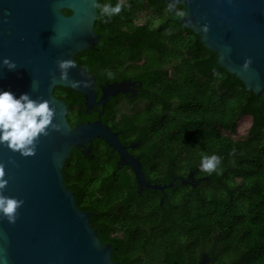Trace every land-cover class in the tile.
I'll return each mask as SVG.
<instances>
[{"label":"water","instance_id":"95a60500","mask_svg":"<svg viewBox=\"0 0 264 264\" xmlns=\"http://www.w3.org/2000/svg\"><path fill=\"white\" fill-rule=\"evenodd\" d=\"M97 1L0 0V60L8 57L16 65L9 70L0 64V89L47 100L58 126L38 138L33 155L0 145L7 179L0 194L23 201L15 222L0 216V264H119L111 244L103 242L91 224L94 212L80 208L66 184L63 167L75 147L103 139L119 153L120 163L132 166L141 185L166 187L145 179L129 146L100 117L110 97L128 91L129 84L110 83L98 98L95 77L76 61L78 52L98 44ZM162 1L183 3L180 23L201 35L202 44L216 52L218 64L247 91L264 96V0ZM245 59L250 63L242 69ZM59 60L71 61L63 79ZM57 86L83 95L87 108L101 105L99 118L72 125L68 103L54 94Z\"/></svg>","mask_w":264,"mask_h":264},{"label":"trees","instance_id":"16d2710c","mask_svg":"<svg viewBox=\"0 0 264 264\" xmlns=\"http://www.w3.org/2000/svg\"><path fill=\"white\" fill-rule=\"evenodd\" d=\"M101 2V11L117 6L116 0H107L105 7ZM180 15H185L183 3L178 4L177 16ZM128 29L129 37L140 38L144 48L146 63L139 67L150 76L144 85L164 99L151 101L149 94L144 95L149 101L138 117L142 119L140 124L145 123L148 129L141 133L145 134L142 146L160 148L158 158L164 167L176 162L195 169L199 175L209 176L197 189L173 188L172 199L178 197L180 203L175 232L179 230L186 238L197 239L193 240L195 247H211L215 260L264 264V96L247 91L237 76L218 64L216 52L202 44L201 35L181 23L163 30L152 24L129 25ZM95 31L104 32V29L97 26ZM119 31L103 33L100 52L98 44L92 45L78 52L76 61L98 78V75L106 76L102 72L104 67L110 68L114 61L121 66L135 60L139 54H135L133 43L118 39L113 43ZM98 53L106 56L98 60ZM169 66L175 70L171 79L161 71ZM112 71L117 72L118 67H112ZM54 94L68 103L67 117L72 125L87 121L83 95L64 86H57ZM172 100L176 103L170 108ZM116 112L117 109L108 105L104 123L114 120ZM243 116L251 117L248 133L234 138ZM129 124V119L124 120L121 127ZM213 154L220 157L219 164L211 172L201 170V159ZM79 160L80 152L75 147L63 167L66 184L76 193L80 208L98 212L104 207L96 202L98 194L91 193L95 187L76 186L82 177L92 179L90 173L81 172ZM91 224L103 242L121 248V252L112 251L113 259L119 264L135 261L138 242H121L112 236V221L106 217L98 218L94 214ZM151 235L154 239L146 243V248L153 250L154 245L164 244L157 240L165 235Z\"/></svg>","mask_w":264,"mask_h":264},{"label":"flooded vegetation","instance_id":"af4514ba","mask_svg":"<svg viewBox=\"0 0 264 264\" xmlns=\"http://www.w3.org/2000/svg\"><path fill=\"white\" fill-rule=\"evenodd\" d=\"M101 1H97L98 16L94 24V28L98 26L100 29H104V32L97 33L95 31L100 36L98 52L101 49L99 44L103 33L118 29L120 31L114 37L113 43H117V39L122 43H133L135 54L138 53L139 57L135 60H128L121 66H118L116 61L110 68L105 66L102 71L103 74H106L104 77L98 75L96 78L93 75L98 98L102 94L103 87L110 83L124 81L129 84L128 91L110 97L100 117L104 123L103 115L108 105L117 109L114 120L110 119L105 124L118 133L124 145L129 146V152L141 163L145 179L152 184L166 185V187L154 189L141 185L132 166L120 163L119 153L105 140L96 138L94 141L86 143L84 147L77 148L80 152L78 164L82 168L81 172L83 174L90 173L92 179H83L82 177L76 186L90 189L95 187V191H91V193L98 194L96 202L104 207V209H98V212L88 211L94 212L98 218L106 217L111 220V235L121 242L139 243L134 256L135 261L130 264H239L233 261L215 260L211 247H195L193 240L197 239L186 238L179 230L175 232L180 217V203H178V197L172 199L173 188L186 186L188 189H197L201 187L203 181L209 179V176L199 175L195 169L185 168L176 162H171L169 166L164 167L158 158V154L161 152L160 148L156 146L153 149H147L142 146L145 134L141 133L148 129L145 123L140 124L139 121L142 119L138 117L143 114L149 101L144 95L149 94L151 101H164V99L159 94L155 95L154 90L144 85V82H147L150 77L143 68L139 67L146 63L144 53H142L144 48L140 45V38L129 37L128 28L129 25L152 24L159 30H163L177 25L182 17V15L177 16L180 3L162 0H116L114 4L121 8L112 16H108L105 11H101L99 8ZM106 1L101 2L102 7H105ZM65 10L67 9H64V12ZM102 56L105 57V53L104 55L98 53V60ZM102 65L104 64L102 63ZM112 67H118V71L114 73ZM161 71L169 79L175 75V70L171 66ZM175 103L176 100H172L169 107L172 108ZM101 109V105L95 108L86 107L87 121L99 118ZM94 113H96L95 118H93ZM127 119L130 120V124L122 128L121 124ZM112 123L118 128L114 127ZM158 233L165 235L162 240H157L164 244L160 247L154 245L153 250L146 248V243L154 239L151 234ZM110 244L112 251L118 252L119 247L116 244L114 246L112 243ZM119 251L121 252V248Z\"/></svg>","mask_w":264,"mask_h":264},{"label":"clouds","instance_id":"9594fccd","mask_svg":"<svg viewBox=\"0 0 264 264\" xmlns=\"http://www.w3.org/2000/svg\"><path fill=\"white\" fill-rule=\"evenodd\" d=\"M118 11L119 5L111 9L105 8V12L109 14ZM249 63L250 59H245L241 65L242 69H247ZM0 64L9 70L16 67L15 62L8 57L0 60ZM57 65L61 70V78H66V69L71 65V61L59 60ZM54 115L55 109L45 99L32 98L28 93H20L17 96L10 90L0 89V145L23 156L33 155L38 138L47 135L50 126L58 129V126L53 124ZM219 161L220 157L215 154L203 157L200 168L211 172ZM6 184L5 166L0 164V189ZM22 203L20 199L0 194V216L6 218L9 223L15 222L17 209Z\"/></svg>","mask_w":264,"mask_h":264},{"label":"rangeland","instance_id":"374dc122","mask_svg":"<svg viewBox=\"0 0 264 264\" xmlns=\"http://www.w3.org/2000/svg\"><path fill=\"white\" fill-rule=\"evenodd\" d=\"M251 125V117L250 116H243L238 125V132L234 136V138H240L248 133V129Z\"/></svg>","mask_w":264,"mask_h":264}]
</instances>
